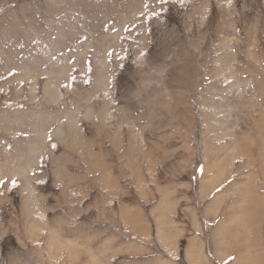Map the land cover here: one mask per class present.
<instances>
[{"label": "rangeland", "instance_id": "rangeland-1", "mask_svg": "<svg viewBox=\"0 0 264 264\" xmlns=\"http://www.w3.org/2000/svg\"><path fill=\"white\" fill-rule=\"evenodd\" d=\"M0 264H264V0H0Z\"/></svg>", "mask_w": 264, "mask_h": 264}, {"label": "trees", "instance_id": "trees-1", "mask_svg": "<svg viewBox=\"0 0 264 264\" xmlns=\"http://www.w3.org/2000/svg\"><path fill=\"white\" fill-rule=\"evenodd\" d=\"M198 181H199V180H198V177H196V178H195V182H194L196 186H197V184H198ZM195 185H194V186H195Z\"/></svg>", "mask_w": 264, "mask_h": 264}]
</instances>
